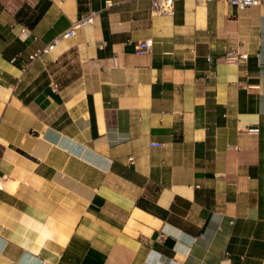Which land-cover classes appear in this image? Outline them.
<instances>
[{
	"label": "crops",
	"instance_id": "obj_1",
	"mask_svg": "<svg viewBox=\"0 0 264 264\" xmlns=\"http://www.w3.org/2000/svg\"><path fill=\"white\" fill-rule=\"evenodd\" d=\"M0 264H264V4L0 0Z\"/></svg>",
	"mask_w": 264,
	"mask_h": 264
},
{
	"label": "built area",
	"instance_id": "obj_2",
	"mask_svg": "<svg viewBox=\"0 0 264 264\" xmlns=\"http://www.w3.org/2000/svg\"><path fill=\"white\" fill-rule=\"evenodd\" d=\"M176 1L180 0H150V13L152 15H172ZM196 3H209V2H226L238 9H244L251 6H258L264 4V0H194ZM97 11H88L81 17L73 20L66 30L56 36L50 43L46 44L43 48L37 49L29 55L28 67H30L42 55L50 53L63 39H69L75 36L78 29L92 24ZM152 45L151 40H144L136 46L137 52L143 53L150 50ZM25 71V69H23ZM56 87V85H55ZM251 133L258 132V128H248Z\"/></svg>",
	"mask_w": 264,
	"mask_h": 264
}]
</instances>
